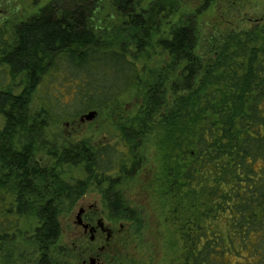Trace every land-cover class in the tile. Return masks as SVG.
Listing matches in <instances>:
<instances>
[{"label": "trees", "instance_id": "16d2710c", "mask_svg": "<svg viewBox=\"0 0 264 264\" xmlns=\"http://www.w3.org/2000/svg\"><path fill=\"white\" fill-rule=\"evenodd\" d=\"M144 1L53 0L11 31L0 23V264H70L57 253L61 217L104 186L109 218L128 223L127 237L142 231L120 189L151 141L170 264H264V16L201 44L212 0L175 22L182 0ZM104 10L114 22L102 24ZM136 89L119 143L53 132Z\"/></svg>", "mask_w": 264, "mask_h": 264}, {"label": "rangeland", "instance_id": "374dc122", "mask_svg": "<svg viewBox=\"0 0 264 264\" xmlns=\"http://www.w3.org/2000/svg\"><path fill=\"white\" fill-rule=\"evenodd\" d=\"M51 1L53 0H0V21L11 31L15 25L34 16ZM152 1L145 0L143 5L147 6ZM182 2L184 9L174 18V22L182 14L202 9L204 0H182ZM262 16H264V0H212V6L204 10L198 19L200 43L202 44V39H206L210 34L220 30L222 32L226 29L227 24L232 23L231 25H241L247 28L250 26L249 22L251 20L259 19ZM101 17L100 21L103 25L115 21V16L110 10L102 11ZM116 20L119 23V20ZM168 27V25H163L161 33L167 30ZM140 98V92L137 89L132 90L121 98L110 111L107 110L98 114L92 122L83 124L78 120L74 122L75 126L64 127L62 130L61 128H55L53 132H57L59 135L61 132L65 134L66 140L60 141L65 143H73L84 137H92L94 142H114L117 139L116 128L119 124V112L124 108L127 112L132 110ZM157 149L153 141L147 144L146 159L140 172L124 188L120 189L125 202L132 209L142 213L145 223L144 229L133 236L127 237L125 231L128 223L126 221L114 222L109 218L108 211L104 210L103 212L106 225L116 231L120 230L116 239L120 240L119 246L101 255L105 264H170L175 258V237L167 229L164 212L158 210L151 191V183L161 170L159 158L162 150L158 149V151ZM100 199L101 193L99 191L87 193L71 213L61 217L63 235L58 244L57 253L60 252L63 256L66 255L70 264H83V261L88 260L87 255L77 248L81 240L80 234L83 232L81 228L74 226L79 207L98 202V207L101 209ZM9 250L11 253L14 252L13 248ZM8 262L9 264H19L15 261L14 263L12 261Z\"/></svg>", "mask_w": 264, "mask_h": 264}, {"label": "flooded vegetation", "instance_id": "af4514ba", "mask_svg": "<svg viewBox=\"0 0 264 264\" xmlns=\"http://www.w3.org/2000/svg\"><path fill=\"white\" fill-rule=\"evenodd\" d=\"M98 114L99 113L97 112L96 116H98ZM87 123L90 122H84L83 124H87ZM69 126H71V123H66V127ZM119 142L120 141L118 139H115L114 142L104 143L99 141L98 143L101 146H105V145L117 144ZM92 191H99L101 193L100 203L102 204V208L99 209L98 202L94 204H90L88 206L79 207V210L75 217L74 226L77 228H81L83 232L80 234L81 240H80V244L78 245L79 247L77 248H79V250H82L83 253L87 255L86 257L88 258V260L83 261V264H105V262L101 258V255H104L110 249L114 250L119 246L120 240H116V239L118 238L117 236L120 233V230L118 229L116 231L110 226H107L106 223L104 222V218H103L104 210L108 211V209H110V205L111 206H115V205L114 203L107 204L103 200L102 195L105 192L107 194L113 195L115 194V192H113L114 190L107 188V186L106 187L104 186L103 188L93 189L88 193ZM85 196L86 194L78 200L75 207L78 206L79 201Z\"/></svg>", "mask_w": 264, "mask_h": 264}, {"label": "water", "instance_id": "95a60500", "mask_svg": "<svg viewBox=\"0 0 264 264\" xmlns=\"http://www.w3.org/2000/svg\"><path fill=\"white\" fill-rule=\"evenodd\" d=\"M96 115H97V112H96V111H92V112H90V113H88V114L82 116V117L80 118V122H81V123H84V122H91V121H93V120L95 119Z\"/></svg>", "mask_w": 264, "mask_h": 264}]
</instances>
